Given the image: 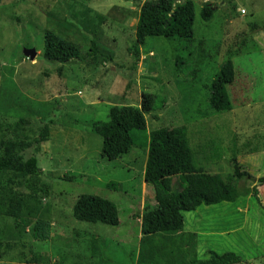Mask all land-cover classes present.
<instances>
[{"label":"rangeland","instance_id":"1","mask_svg":"<svg viewBox=\"0 0 264 264\" xmlns=\"http://www.w3.org/2000/svg\"><path fill=\"white\" fill-rule=\"evenodd\" d=\"M146 1L0 4V158L6 151L35 156L43 174L25 184L15 172H0V203L24 198L21 220L0 215V264H190V255L200 260L211 251L234 252L242 264H264L263 193L260 202L242 195L187 213L181 231L197 226L198 238L185 250L177 248V231L164 248L160 235L142 236L137 218L145 203L157 204L143 173L148 149L134 146L107 162L102 138L93 131L96 122L107 121L111 107L133 106L145 114L149 133L185 127L204 171L264 177V0H197L192 56L183 40L147 38L136 58L129 49ZM205 3L216 10L210 22L200 16ZM46 31L78 44L81 58L45 60ZM92 41L111 60L94 58ZM33 48L37 57L31 61L23 52ZM229 54L236 69L228 86L233 109L218 113L210 107V87ZM51 118L47 140L33 147ZM253 184L244 180L239 186ZM85 194L115 203L120 226L76 220L73 206ZM39 219L51 225L47 241L33 237Z\"/></svg>","mask_w":264,"mask_h":264},{"label":"trees","instance_id":"2","mask_svg":"<svg viewBox=\"0 0 264 264\" xmlns=\"http://www.w3.org/2000/svg\"><path fill=\"white\" fill-rule=\"evenodd\" d=\"M5 0H0V4ZM135 2L136 0H124ZM197 0H149L140 8L136 27V42L129 51L136 58L147 38H165L183 40L188 45L184 48L189 56L195 42L194 24L196 19ZM215 8L205 3L200 12L204 22H210ZM91 53L94 58L103 57L111 60L91 42ZM43 58L50 62L66 63L81 58V47L51 31L44 35ZM233 54H229L218 76L210 87L209 103L215 112H229L233 104L228 86L234 83L236 69ZM178 65H183L180 57ZM51 118L43 126L39 137L34 140L33 147L45 142L49 136ZM93 131L102 138V159L113 162L129 154L134 146L148 149V157L143 170L145 184L156 190V206L145 203L143 213L137 215L141 220L143 237L159 233L177 232L185 226V215L201 206H211L224 200V195L233 191L237 194L252 195L258 201L260 186H264V177L255 178L247 171L223 176L219 173L204 171L195 160L190 145L188 131L185 127L160 128L148 132L147 120L143 111L133 106L110 108L107 121L96 122ZM39 159L26 157L25 153L6 151L0 158V172L12 171L25 179L40 181L42 170ZM250 180L253 188L241 189V181ZM110 186V185H109ZM158 194V195H157ZM221 197V198H218ZM260 202V201H259ZM24 198L19 195L11 199L8 205L0 203V215L21 220ZM262 206V204H260ZM73 217L89 224L120 226L119 210L115 203L96 195H81L73 206ZM51 225L48 220L39 219L33 228V237L39 241H47L51 237ZM190 264H242V258L234 252L217 254L209 252L205 259L197 256L188 257Z\"/></svg>","mask_w":264,"mask_h":264},{"label":"crops","instance_id":"3","mask_svg":"<svg viewBox=\"0 0 264 264\" xmlns=\"http://www.w3.org/2000/svg\"><path fill=\"white\" fill-rule=\"evenodd\" d=\"M254 187V184H253V186L251 187V188H253ZM258 190H259V199H260V197H261V195H262V193L264 194V186H260L259 188H258ZM236 194H237V192L236 191H233V192H231V193H229V194H227V195H224V200H223V203L225 204V203H227V202H229V203H231V202H237V200L240 198V197H237V198H234L235 196H236ZM248 198H249V195L247 196ZM218 198H221V197H218ZM223 203H221V204H223ZM219 204V203H218ZM214 205H216V204H214ZM186 217V216H185ZM195 220V219H194ZM196 221V220H195ZM197 226H194V227H192L191 228V230H188V231H186V229L185 230H183V231H179V232H181L182 233V239H180V243L179 244H182V246H175V247H180V248H182V247H184V248H182V249H186V247H187V245H192L193 244V242L198 238V232H197V228H196ZM184 228H185V226H184ZM194 230V231H193ZM173 233L172 232H167V233H159V234H156L155 236H158V235H160V237H162L163 239L165 238V240H161V242L163 241V242H166V245L164 244V248H166L167 246H168V242L167 241H169L170 242V238H172L171 237V235H172ZM152 236V235H151ZM155 236H152V237H155ZM152 237H150V236H148V240L150 239V238H152ZM195 244V243H194ZM197 244V243H196ZM150 246V245H149ZM196 248V250L198 251V247L196 246L195 247ZM146 249H150L149 247H147ZM191 250L193 249V247L192 248H190ZM150 251V250H149ZM147 251L145 250V252H144V255L143 256H146L147 255ZM192 254V253H191ZM142 256V254L140 253V255H139V257H138V259L140 260L141 258H142V260H144L145 258Z\"/></svg>","mask_w":264,"mask_h":264},{"label":"water","instance_id":"4","mask_svg":"<svg viewBox=\"0 0 264 264\" xmlns=\"http://www.w3.org/2000/svg\"><path fill=\"white\" fill-rule=\"evenodd\" d=\"M23 55L25 57H27L28 59H30L31 61H33L37 57V51L34 48L33 49H25L23 52Z\"/></svg>","mask_w":264,"mask_h":264}]
</instances>
